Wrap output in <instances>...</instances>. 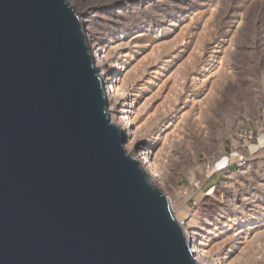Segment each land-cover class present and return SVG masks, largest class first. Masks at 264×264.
<instances>
[{
  "label": "water",
  "instance_id": "1",
  "mask_svg": "<svg viewBox=\"0 0 264 264\" xmlns=\"http://www.w3.org/2000/svg\"><path fill=\"white\" fill-rule=\"evenodd\" d=\"M67 0H0V264H197L126 149Z\"/></svg>",
  "mask_w": 264,
  "mask_h": 264
},
{
  "label": "rangeland",
  "instance_id": "2",
  "mask_svg": "<svg viewBox=\"0 0 264 264\" xmlns=\"http://www.w3.org/2000/svg\"><path fill=\"white\" fill-rule=\"evenodd\" d=\"M88 4L93 12L89 31L101 36L100 47L131 46L127 53L135 60L139 87L157 81L160 69L171 77L168 99L152 111L146 130L153 133L168 126L175 115L169 111L178 104L179 117L163 134L158 168L170 170L160 189L185 231L191 234L194 229L203 239L217 234L210 253L214 260L227 257L230 247L223 244L232 242L234 223L231 229L218 223L242 221L237 206L251 198L257 207L247 215L258 214L263 221L249 233L236 264H264V0ZM134 36L139 38L133 41ZM159 58L162 63H157ZM151 64L158 66L151 69ZM185 83L194 86L185 92ZM218 98L221 110L216 112ZM172 150L176 156L169 161Z\"/></svg>",
  "mask_w": 264,
  "mask_h": 264
},
{
  "label": "bare ground",
  "instance_id": "3",
  "mask_svg": "<svg viewBox=\"0 0 264 264\" xmlns=\"http://www.w3.org/2000/svg\"><path fill=\"white\" fill-rule=\"evenodd\" d=\"M67 1L74 8V10L76 7L77 11L76 10L75 11L83 27L89 53L93 59L95 67L98 70L99 68L101 69V71L99 72V77L104 86V91L107 99L106 111L111 122L117 127H119L120 130L126 135L127 152L132 157H134L141 164L143 169L149 174V179L151 183L154 186L159 187V189L162 188V186L165 185V181L168 173H170V170L168 169L164 168L165 171H160V169L158 168L160 164V163L158 164L159 160L163 159V158L161 159L162 157L161 154L163 152L162 151L163 134L168 132V130H170L171 127L173 126V122L178 119L179 113H177L178 111L176 112V110L178 109L177 108L178 104L177 107L175 105L174 108L175 110L171 108L169 111L171 112L170 113L171 115L174 114L175 115L170 120L171 123L168 124V126L163 125L161 129L157 128V130L155 129L153 133L147 132L146 127L148 124V118L151 115L152 111L157 106V104L159 102H165L163 100L168 99L167 96L171 92L170 89L173 85L172 80L170 79L171 77L166 78V74H165L166 72L164 71L165 69H160V72L156 70L157 73L159 74L158 80L156 79L157 81L153 82L151 81L152 79H150V82L141 85L142 87H139V82L141 83L142 81L136 80L134 77L135 68L133 63L135 62V60L133 58L131 59L130 55L127 53V51L131 46L124 45L125 44L124 43L123 45L118 44L112 46L107 44L103 47H100L101 36L96 31L95 32L89 31L90 29L91 30L93 29L92 21H91L93 12H91V10L89 9L90 5L88 4V0H67ZM87 30L89 33L86 35ZM137 38L139 37L137 36L132 37L133 41L136 40ZM115 59H117L116 62H114ZM158 62L162 63L160 58L157 61V63ZM157 66L158 65L151 64L150 68L152 69ZM112 75H115L114 79L111 78ZM192 85L193 84L191 83H185L184 91L185 92L189 91ZM155 89H157V92L152 93L153 90ZM218 93L220 95L221 92L218 91ZM181 95L180 97H182ZM180 102H183V100L182 101L180 100L179 103ZM215 105H216L215 111L216 112L220 111L221 110L220 98H218ZM175 154L176 153H174V150H172L171 153H169L168 160L171 161L176 156ZM196 160L198 162L197 157ZM162 169H163V165H162ZM171 206L173 208V205ZM256 207L257 206H255V204L254 205L252 204V199L246 197V203L242 202L240 206H237V210H240L239 214L240 216H242L241 219L243 218L242 221H240V218L235 219L234 220L236 222L235 223L234 221L225 218L228 222L220 221L218 223V225L220 226L229 227L231 229V222H232L234 223V227H235L233 229V233L231 237L232 242L230 244H223L224 245L223 248L225 249L230 247V250L228 251L229 253L227 254V257L225 256L221 257L219 258V260H214L213 255H211L210 253V250L213 247L214 242L217 243V237H218L217 234L209 233L210 239L207 238L203 239L201 233L194 229L191 234L189 233V231L188 233L185 231L187 240L191 246V251L194 260L197 262V264H236L239 252L242 251L243 248L248 243L249 233L253 231H257L256 230L257 225L262 223L263 221L260 220V216L258 214H255L258 216L247 215L248 211L249 212H251V210L254 211ZM216 225L212 224V226L215 227ZM218 225L215 229L217 231H220Z\"/></svg>",
  "mask_w": 264,
  "mask_h": 264
},
{
  "label": "built area",
  "instance_id": "4",
  "mask_svg": "<svg viewBox=\"0 0 264 264\" xmlns=\"http://www.w3.org/2000/svg\"><path fill=\"white\" fill-rule=\"evenodd\" d=\"M241 160H244V157H242V159ZM182 224V226L184 225V223H181Z\"/></svg>",
  "mask_w": 264,
  "mask_h": 264
}]
</instances>
